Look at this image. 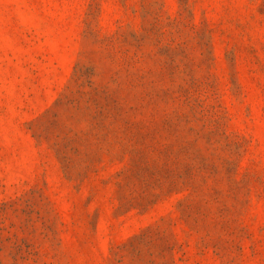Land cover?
I'll return each mask as SVG.
<instances>
[{"label": "rangeland", "instance_id": "374dc122", "mask_svg": "<svg viewBox=\"0 0 264 264\" xmlns=\"http://www.w3.org/2000/svg\"><path fill=\"white\" fill-rule=\"evenodd\" d=\"M0 264H264V0H0Z\"/></svg>", "mask_w": 264, "mask_h": 264}]
</instances>
